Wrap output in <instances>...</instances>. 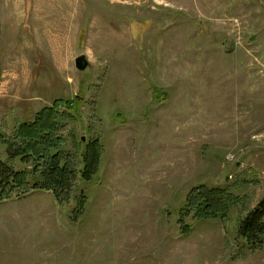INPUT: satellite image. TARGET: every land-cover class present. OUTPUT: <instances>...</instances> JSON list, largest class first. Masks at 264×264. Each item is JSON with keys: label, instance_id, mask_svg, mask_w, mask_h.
<instances>
[{"label": "rangeland", "instance_id": "374dc122", "mask_svg": "<svg viewBox=\"0 0 264 264\" xmlns=\"http://www.w3.org/2000/svg\"><path fill=\"white\" fill-rule=\"evenodd\" d=\"M35 120L66 181L14 160L0 264H264L239 236L264 199V0H0L2 163ZM201 185L230 192L220 218Z\"/></svg>", "mask_w": 264, "mask_h": 264}, {"label": "trees", "instance_id": "16d2710c", "mask_svg": "<svg viewBox=\"0 0 264 264\" xmlns=\"http://www.w3.org/2000/svg\"><path fill=\"white\" fill-rule=\"evenodd\" d=\"M46 110H54V108L49 107ZM54 123L55 122L49 120L46 124V128L39 127V120H35L34 122H24L22 124V129L24 128V131L27 132L28 136L23 138L24 141L14 148V151L12 152V156H14L13 159L11 156L4 163L0 160V185H3L4 187H18L21 184H27L28 179L27 177H24L26 176L27 171L16 170L14 167V160L19 158L21 161L25 162L30 161V158L38 160L42 157H47L48 160L55 161V163L51 169L52 172L47 173L48 180L46 178L35 180L33 187H40L41 189L44 188L46 190L57 192V186L59 185L56 186L53 184L58 182L64 184L66 181L67 164H62L58 158L60 156L59 145L60 142H62V138L57 136V129L53 128ZM191 193H195V196L206 200L204 205H201L204 210L197 211L198 220L200 221L220 218L218 216L206 217L203 214L213 213L214 211H211L213 207H215L217 211L221 210V208L218 207L222 200L220 197L231 195L227 189L208 188L203 185L197 187ZM86 200V195L81 194L78 196V211L84 209ZM77 210L74 211L76 212ZM189 227V224L186 225L182 233L189 232ZM239 236L244 240L246 245L252 246L253 248H259L264 245V199L241 221Z\"/></svg>", "mask_w": 264, "mask_h": 264}, {"label": "water", "instance_id": "95a60500", "mask_svg": "<svg viewBox=\"0 0 264 264\" xmlns=\"http://www.w3.org/2000/svg\"><path fill=\"white\" fill-rule=\"evenodd\" d=\"M75 62H76V67L79 70H85L89 65V61L87 60L85 55H81L77 57Z\"/></svg>", "mask_w": 264, "mask_h": 264}]
</instances>
